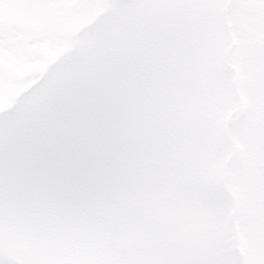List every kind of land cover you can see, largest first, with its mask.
<instances>
[{
  "label": "snow or ice",
  "instance_id": "snow-or-ice-1",
  "mask_svg": "<svg viewBox=\"0 0 264 264\" xmlns=\"http://www.w3.org/2000/svg\"><path fill=\"white\" fill-rule=\"evenodd\" d=\"M224 3L256 9L261 51L259 246L243 258L221 242L240 191L231 105L189 133L180 101L207 50L167 15ZM129 6L162 15L102 46ZM208 47L219 57L223 37ZM7 84L22 91L0 107V264H264V0H0V97Z\"/></svg>",
  "mask_w": 264,
  "mask_h": 264
},
{
  "label": "rangeland",
  "instance_id": "rangeland-1",
  "mask_svg": "<svg viewBox=\"0 0 264 264\" xmlns=\"http://www.w3.org/2000/svg\"><path fill=\"white\" fill-rule=\"evenodd\" d=\"M105 12L107 9L83 10L75 15L87 24ZM115 15L118 18L117 27L101 42L102 46L113 42L122 33L131 34L148 28L162 14L129 6ZM167 15L186 28L189 40H196L207 50L196 66L193 77L196 84L186 87L180 101L189 133L209 135V121L216 107L224 101L231 105L223 120V134L230 145L225 164L230 173L240 177V191L233 192L236 205L233 220L221 242L233 255L237 246L242 258L255 256L259 246L253 203L261 58L256 35L258 13L254 7L224 3L213 12L191 10ZM218 36L223 37L224 48L222 54L216 57L208 46ZM231 46L232 51L228 54ZM20 91L7 84L5 95L0 97V107L5 111L12 108ZM243 193L247 194L246 201L241 198Z\"/></svg>",
  "mask_w": 264,
  "mask_h": 264
}]
</instances>
